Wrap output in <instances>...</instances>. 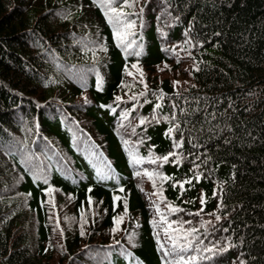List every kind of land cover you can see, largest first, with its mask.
I'll return each mask as SVG.
<instances>
[{
	"label": "trees",
	"instance_id": "trees-1",
	"mask_svg": "<svg viewBox=\"0 0 264 264\" xmlns=\"http://www.w3.org/2000/svg\"><path fill=\"white\" fill-rule=\"evenodd\" d=\"M104 3L0 0V264H264V0H117L135 25L127 51ZM173 41L189 53L190 82L155 77L145 88L136 70L170 62ZM132 103L158 114L142 158L181 160L160 170L166 202L182 209L169 214L199 229L185 256L162 244L140 164L118 130ZM23 148L42 155L46 175ZM56 191L74 218L61 237L49 204Z\"/></svg>",
	"mask_w": 264,
	"mask_h": 264
},
{
	"label": "rangeland",
	"instance_id": "rangeland-1",
	"mask_svg": "<svg viewBox=\"0 0 264 264\" xmlns=\"http://www.w3.org/2000/svg\"><path fill=\"white\" fill-rule=\"evenodd\" d=\"M186 36L181 37L178 41L184 40ZM177 43L175 48H173V54L171 53L170 62L163 63L162 65L156 66L155 68L142 66L138 69L143 72V80L150 82L155 77L158 78H169L172 81L173 85L182 86L190 82L189 73L191 70V61L189 60V53L184 51V48L181 42L173 41L172 44ZM136 76L140 78L139 72L136 70ZM179 82L178 84L174 82ZM119 112L120 116L117 118L118 130L120 131L125 143L131 148V152L136 159L141 160L142 163H139L138 180L139 185L143 189L144 193L148 196L149 200L153 203L154 210L158 219V225L161 228L162 233V244H166V250H169V247L173 245L170 235L166 234V229L168 223L179 222L183 224V219L180 214H169L171 209L169 208L168 203L166 202L164 195L162 193V173L160 170V163L162 160H158L157 163H152L151 161L157 156L149 151L146 157L142 158L140 154V149L145 147L144 133L145 129L148 126V122L152 119L158 117V114L155 112L147 113L142 111L139 108L138 104H130L126 109L121 108ZM155 117V118H154ZM144 119L148 121L147 123L141 124L140 121ZM96 134L95 132H93ZM97 135V134H96ZM80 144L88 153H91L89 145L85 142L86 138L81 136ZM49 153V150H47ZM26 157L27 163L36 171L40 172L43 175H46L48 171V165L46 160L42 157L40 153H33L32 150L22 149ZM51 153V152H50ZM151 172L154 175L150 178L146 173ZM49 204L51 206V213L53 214L54 222L56 229L60 237L64 234V223L66 219L74 220L73 215L70 212V201L68 196H63L58 191L54 192L49 197ZM95 213L98 211V206H95ZM184 217H189L184 213ZM76 222V221H75ZM82 228H86V225L82 221L76 222ZM177 225L173 224L175 228ZM184 227V225H183ZM180 244H184V240L179 241ZM181 252V251H179ZM185 256L184 252H181ZM181 255H177L179 262H184L185 259ZM183 257V259H181Z\"/></svg>",
	"mask_w": 264,
	"mask_h": 264
},
{
	"label": "snow or ice",
	"instance_id": "snow-or-ice-1",
	"mask_svg": "<svg viewBox=\"0 0 264 264\" xmlns=\"http://www.w3.org/2000/svg\"><path fill=\"white\" fill-rule=\"evenodd\" d=\"M114 5H116V6H114ZM103 6L107 9V11H105V16L108 18V22L110 24H112L113 27H114V32H115V37H116L117 43L120 46L124 47L125 51H127L135 43V41L129 39V37L131 35H133V33L130 30L135 27L134 23L133 22H125L123 20V17H125L127 14L124 13L120 9V7H119V5L117 3V0H105V3H104ZM125 6H128L126 4V2H125ZM84 47H88V45L85 44ZM104 50H106V49H104ZM134 54L137 55V56H139L140 55V52H136ZM132 67L133 68H137V65L133 64ZM196 70H199V69L197 68ZM137 71L140 74V83H143L144 86H145V88H146L147 85H146V83H144V80H143V72L141 70H139V69H137ZM127 74L130 75V76L133 75V73L130 72V71L127 72ZM174 83L178 84L179 82L177 81V82H174ZM141 95H144V94L141 93ZM163 98H164V93L161 92L160 95L158 96V99L159 100H163ZM116 99L117 100H120L121 98L120 97H117ZM132 99L135 100L136 99V96H133ZM161 107H162V105L160 103L155 104V108L156 109H160ZM173 107L175 108L176 105L174 104ZM164 119H168V117H164ZM172 119L175 120V116H173ZM147 122L148 121H146L144 119H142L140 121L141 124H144V123H147ZM178 128H179V125H176L175 127H169L166 135H168L171 138L172 133L174 131H176ZM182 146H183V141H177L175 143V147L176 148H180ZM170 157H177L174 160V163H176L177 165L180 164L181 160L177 156V153L176 152L169 153L168 155H165L163 157H156L151 162L152 163H157L158 160H162L163 162L167 163V162H169ZM134 162L137 163V164H139V163H141V160L134 158ZM199 166L200 165L197 164L196 165V168H199ZM137 175H139V173H137ZM146 175H148L151 178L154 174L151 173V172H148V173H146ZM193 178L194 179H199L200 177L199 176H195ZM161 179L166 181V180L169 179V177L163 176V177H161ZM43 182L45 184L48 183L46 177L44 178V181ZM185 183L191 184L192 183V180L189 179V180H186L184 182H180L179 183V187L181 189H183ZM47 191L49 193H51L53 190L51 188H49ZM120 191L123 192L124 189L121 188ZM114 199L116 201H119L121 198L119 196H116V197H114ZM205 202L206 201L202 197L201 198V203H205ZM124 204H125V211H127V202L125 201ZM169 208L171 209V211L173 213L178 212V211H182V209H178V208L172 207L171 205H169ZM196 215H199V213H196ZM217 219H220V217H217ZM122 220H123L122 217H119L118 216L116 218V225H117L116 230H119V225L122 222ZM184 223H189L190 224L191 221H186ZM173 224H176L177 226L174 228L173 227ZM165 231H166V234L170 235V239L173 242V249L175 250L176 248H179V250L181 252H184L187 249H191V248L194 247V244H195L196 240L198 239V237L196 236V233L199 232V229H197L195 227L189 228V229H185L183 227V224L182 223L172 222V223H168V227H167V229ZM81 234H83V230L81 231ZM180 239H183L185 241V243L184 244H180L179 243ZM214 247H215V245H213V247H207V246H205V248L203 250L206 251V252L211 253V252H213V248ZM181 259H183V257H181ZM195 259H196V257H190L189 260H188V262H187V264H192V261L195 260Z\"/></svg>",
	"mask_w": 264,
	"mask_h": 264
},
{
	"label": "bare ground",
	"instance_id": "bare-ground-1",
	"mask_svg": "<svg viewBox=\"0 0 264 264\" xmlns=\"http://www.w3.org/2000/svg\"><path fill=\"white\" fill-rule=\"evenodd\" d=\"M132 206V205H131Z\"/></svg>",
	"mask_w": 264,
	"mask_h": 264
}]
</instances>
